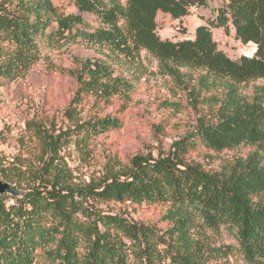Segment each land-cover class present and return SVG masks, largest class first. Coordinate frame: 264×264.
Masks as SVG:
<instances>
[{
    "label": "trees",
    "instance_id": "obj_1",
    "mask_svg": "<svg viewBox=\"0 0 264 264\" xmlns=\"http://www.w3.org/2000/svg\"><path fill=\"white\" fill-rule=\"evenodd\" d=\"M72 1L78 11L61 13L53 0H0V86L32 69L44 42L54 44L85 26V12L97 15L106 28L84 36L125 57L144 50L172 73L199 68L207 77L232 83L264 77V0H227L219 8L217 25L231 22L238 39L257 46L253 55L238 58L219 47L206 24L181 40L163 39L157 31L159 11L180 19L192 6L212 0ZM73 74L79 86L66 112L69 127L58 131L45 122L29 123L39 150L31 145L27 163L0 168L22 191L0 194V264H230L218 263L216 255L264 264L262 103L235 95L223 99L214 115L198 118L166 152L137 153L127 164H108L103 175L71 186L66 172L56 171L64 145L72 137L82 142L120 125L111 116L77 118V105L90 93L109 104L121 83L100 60H83ZM242 145L256 149L218 170L191 156L201 147L222 152ZM113 204L120 210L102 206ZM155 207L162 227L132 215ZM206 230L217 235L226 230L235 243L211 245Z\"/></svg>",
    "mask_w": 264,
    "mask_h": 264
},
{
    "label": "rangeland",
    "instance_id": "obj_2",
    "mask_svg": "<svg viewBox=\"0 0 264 264\" xmlns=\"http://www.w3.org/2000/svg\"><path fill=\"white\" fill-rule=\"evenodd\" d=\"M226 2L212 0L198 9L191 7L190 14L180 19L159 11L157 31L163 39L181 40L193 38L196 28L206 24L219 47L229 56H251L257 49L255 43H243L238 39L231 22L227 26L217 25L219 8ZM53 3L61 13L78 11L72 0H53ZM83 16L85 26L75 28L71 35L54 44L44 42L39 62L24 77L0 86V168H10L13 162L27 163L32 157L31 145H36L34 147L39 150V141L29 123L45 122L58 131L69 127L66 112L79 86L73 71L88 58L106 63L112 69L113 77L121 79L119 93L113 95L109 104L96 101L92 93L85 95L77 105L76 117L87 120L111 116L118 118L120 125L93 134L82 142L72 137L64 145L56 171H65V179L71 186L88 183L103 175L108 164H127L137 153L157 155L160 151L166 152L175 140L196 125L198 118L214 115L223 99L235 95L241 100L264 105V77L232 83L207 77L206 71L199 68L178 67L179 72L172 73L169 67L144 50L130 58L89 40L82 32L94 33L106 28V24L93 13L85 12ZM255 149L242 145L215 152L201 147L191 156L207 169L218 170L239 157H247ZM13 176L17 178V175ZM0 179L8 182L1 171ZM8 183L17 187V184ZM102 206L114 212L120 210L115 204ZM132 215L156 222L161 227L165 225L158 221L159 207L145 208L137 213L132 211ZM207 234V242L211 245L235 243L226 230H222L221 235L206 230ZM213 258L218 263L243 264L237 255Z\"/></svg>",
    "mask_w": 264,
    "mask_h": 264
},
{
    "label": "water",
    "instance_id": "obj_3",
    "mask_svg": "<svg viewBox=\"0 0 264 264\" xmlns=\"http://www.w3.org/2000/svg\"><path fill=\"white\" fill-rule=\"evenodd\" d=\"M2 193H10L12 195L18 196L22 194V191L19 190L16 186H13L10 183L0 179V194Z\"/></svg>",
    "mask_w": 264,
    "mask_h": 264
},
{
    "label": "built area",
    "instance_id": "obj_4",
    "mask_svg": "<svg viewBox=\"0 0 264 264\" xmlns=\"http://www.w3.org/2000/svg\"><path fill=\"white\" fill-rule=\"evenodd\" d=\"M192 8H197L198 9V6L197 5H194V6H192Z\"/></svg>",
    "mask_w": 264,
    "mask_h": 264
}]
</instances>
